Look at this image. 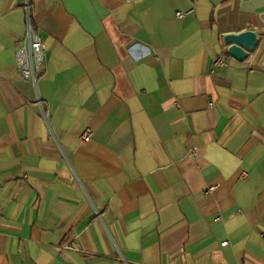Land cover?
<instances>
[{
	"label": "crops",
	"instance_id": "1",
	"mask_svg": "<svg viewBox=\"0 0 264 264\" xmlns=\"http://www.w3.org/2000/svg\"><path fill=\"white\" fill-rule=\"evenodd\" d=\"M27 6L35 89L0 0V264H264V0Z\"/></svg>",
	"mask_w": 264,
	"mask_h": 264
},
{
	"label": "built area",
	"instance_id": "2",
	"mask_svg": "<svg viewBox=\"0 0 264 264\" xmlns=\"http://www.w3.org/2000/svg\"><path fill=\"white\" fill-rule=\"evenodd\" d=\"M24 8L26 14V25L23 39L15 51V64L17 66L19 76L29 82L35 89L44 65V46L37 31L31 25L27 0H25ZM184 14L185 12H176L177 16H182ZM230 58L232 57L228 53L224 56L216 57L212 62L211 72L217 66H225ZM36 100L39 102L38 98H36ZM88 138L89 131L87 130L82 134L81 142L87 141ZM224 244L225 241L220 243V245Z\"/></svg>",
	"mask_w": 264,
	"mask_h": 264
},
{
	"label": "water",
	"instance_id": "3",
	"mask_svg": "<svg viewBox=\"0 0 264 264\" xmlns=\"http://www.w3.org/2000/svg\"><path fill=\"white\" fill-rule=\"evenodd\" d=\"M223 42L228 44L227 53L236 60L243 59L247 51L255 44V33L252 30H244L238 33L223 35Z\"/></svg>",
	"mask_w": 264,
	"mask_h": 264
},
{
	"label": "trees",
	"instance_id": "4",
	"mask_svg": "<svg viewBox=\"0 0 264 264\" xmlns=\"http://www.w3.org/2000/svg\"><path fill=\"white\" fill-rule=\"evenodd\" d=\"M29 17H30V15H29Z\"/></svg>",
	"mask_w": 264,
	"mask_h": 264
}]
</instances>
